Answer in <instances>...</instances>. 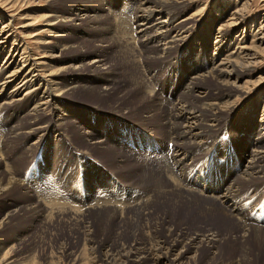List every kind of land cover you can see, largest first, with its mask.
<instances>
[{"label":"bare ground","instance_id":"6f19581e","mask_svg":"<svg viewBox=\"0 0 264 264\" xmlns=\"http://www.w3.org/2000/svg\"><path fill=\"white\" fill-rule=\"evenodd\" d=\"M47 1L51 2L53 0ZM94 1L96 2V13L101 14L97 18L108 21V24L103 27L104 35L114 46L117 45L118 49L120 48L132 54L136 52L142 60L151 59L154 63H159L164 67L168 63L171 66L180 64L187 70L189 79L183 85L182 90L175 89L174 80L171 77L172 72L169 74V86L166 89V96L156 94V87L159 86L158 83H161V80L159 79L160 72L155 69L154 65L148 66L147 71L139 78L136 88L139 96L138 100L141 103L151 102L150 109L153 108L164 113L161 125L165 126L161 129L164 130L166 140L170 145L164 158L166 170L163 168L165 172L173 178L180 171H186L187 179L190 180L185 184L184 176H180L176 181L169 184L170 181L167 183L162 178L166 176L161 173V166L152 171L148 169L149 161L145 160L147 157L144 160L142 159L143 161L140 158L146 152L142 151L143 145L137 139L136 142H132L135 146L130 145L137 152L134 149L128 150V147L125 148L124 140L117 134L120 131L119 128L124 125L116 126L110 120L107 125L109 131L107 138L93 132H89L87 136L84 135L81 138L85 148L80 149H83L89 156L85 155V157L78 158L75 166L79 165V173L84 172L87 174V159L90 158L91 150L110 152L113 157H120V160H116L115 163L126 171L131 170L132 177L137 180L136 184L143 186V188L130 186L123 183L122 180L120 182L124 184L125 189L118 187L117 183L109 184L106 181L111 176L105 172L103 174L93 166L91 168L93 177L98 178V181L105 184L102 185L103 187L99 186L103 191L97 188L100 193L120 194V197L117 198L120 201H114L111 198L114 197L113 195H109L111 197L101 195V197L92 200L89 198V200L78 201L73 193H68L66 197H58L56 190H48L46 191V198L44 197L41 203L38 202L41 200L39 197L37 203L35 205L31 203L28 208L32 212L31 214H35L33 215L34 219L39 215L38 222L51 223L53 219L51 215L57 214L54 216L61 219L68 212L71 215L66 216V218H69V220L67 219L68 222L71 221L72 224H77L82 221L83 216H87L86 214L89 213V211H86V206L99 207L98 210H94L95 208L92 210L96 212L95 217L100 216V212L107 213V210L111 212L109 215L113 216L119 213L117 211L121 209L119 206L115 207L116 205H121L123 208L124 205L128 207L133 202H138L140 209L132 212L140 216V212L148 210L152 203L162 202L169 205L172 211L180 206L176 212L183 211L184 208V211L195 210L202 216H210V218H213L215 213L217 215L221 214V220L225 226L224 230L227 234H235L241 247L249 244V241L252 240H250L251 236H253L254 241L264 240V229L259 228L258 225L260 222L264 224V212H261L263 214L261 215L259 209L262 204L261 210L264 211V99L259 118L251 122L252 127L259 123V131L254 129L253 132L251 131L252 136H254L252 141L245 139L246 145L251 144L253 146L252 150H245V147L242 146L245 138L244 133H241V138H239V133H235L228 127L223 129L229 132L224 134L232 139L234 148L238 153L239 162L236 161L232 153L228 154V151L232 148H225L226 150H222L223 152L221 151L220 154L215 148L210 151L212 156L209 162L212 165L204 161V157L208 155L209 150L202 151L204 146L210 142L209 137L215 139L222 132L221 122H225L227 114L230 113V108L233 106L232 102L236 97V94H226L225 91L215 93L209 97L202 83L211 79L224 85L233 77L241 78L251 74L254 64L263 63L264 21L241 28L248 10V0H235L227 18L213 32L210 31L208 34L211 37L214 36L215 40L212 43V53L206 56L208 67L204 68L203 64L195 66L193 62V54L197 51L196 49L203 47L201 43H196L194 47L192 45L193 51L189 55L183 53L188 39L194 35V30H191V23L195 19L199 8L191 15L178 19L183 12L191 6L197 5V1L200 0H139L138 5L135 8L133 7L132 15L127 17V21H123L124 29L120 28L121 24H116L110 20L106 8L102 6L104 2ZM2 2L1 7L7 6L6 3H10L9 0ZM222 13L220 11L218 15H222ZM39 17H42L44 22V30L41 32L46 33L48 36L37 41L43 48L42 55H35L30 48L22 47L20 38L24 36L23 31L20 30L15 33L10 28V22L3 25V27L1 26L0 29V57L3 56L0 63V113L7 111V109H16L17 112L11 111L12 114H18L19 112L24 114L20 115L23 122L17 118L10 121L12 119H9L12 116L11 113L6 119L8 132L5 133L4 148L2 147V149H7L19 136H23L26 142L34 139L30 145L26 146L24 151L32 153L42 144L43 140H46L44 136L47 135L52 137V145L56 146L55 149L62 148V145L59 144L63 143L66 135L69 134L60 132L59 128L62 126L63 118L59 114L55 115V113L61 111L58 106L62 103L63 98L70 96L73 90L80 88L79 84L90 82L82 74L86 67L89 71L104 72V76L98 79L99 82L104 84L102 91H98V96H107L110 91L109 79L106 76L108 72L104 67L100 54L87 65L78 62V59H75V63H71L72 61L58 59L59 56L54 55L60 47V44H56L55 40L65 38L67 35L66 31L62 32L61 29L68 30L72 26L81 27L89 19L88 13L77 8L59 16L51 12L46 15L41 12ZM33 25V23H25L23 27L27 29ZM58 30H60V33L55 34L53 32ZM247 32L250 33L251 37L249 43L244 41V34ZM232 33L234 36H232ZM18 35L20 37H17ZM136 43L140 47L139 50L134 48ZM187 45L190 46V43L188 42ZM232 46L234 47L232 48ZM54 64H59L58 68H54ZM183 68L179 70V74L180 77L185 79L186 75L182 73ZM263 84L264 77L253 85L252 91L258 92ZM154 98L160 102L155 101ZM91 116H89V119H91ZM226 123L230 126L228 120ZM73 125L76 126L77 124L74 122ZM111 130H114V132L111 133ZM146 130L149 131V129ZM124 131L127 132L128 130ZM131 137L134 138L132 133ZM119 140L123 144L122 146H117L116 141L119 142ZM225 145L230 147L228 141H225ZM152 148L151 145L145 147L149 152ZM217 149L222 148L217 146ZM121 150H125L123 154H121ZM131 157L135 158L132 160L133 163L130 161ZM66 160V155H64L63 161L59 164L60 167L59 165L55 167L60 178L62 176L59 170L67 166L64 165V163H67ZM53 162L57 164V160H53ZM46 163L48 165L49 162ZM103 166L108 168L105 164ZM237 166L238 169L240 166L242 167L239 174H237ZM8 168L10 167L8 166ZM7 169L4 170L5 173L0 169V195L21 186L15 177L17 166L13 165L10 168L11 170ZM189 169L192 170L188 173ZM110 171L112 172V170ZM233 173L236 176L234 178ZM86 177L89 180V175H86ZM108 186L113 188L114 191L107 189L110 188ZM245 186L246 188H244ZM133 187L138 188V190ZM247 188H249L247 190L248 194L247 197H244L243 192H246ZM33 192L35 193V191ZM24 194L26 195V193ZM199 195L205 198L201 199ZM91 196L93 197V195ZM253 203L259 206L255 207V212L252 211V217L250 215L252 220H248L244 211H248V206ZM134 206L135 203L131 207ZM68 209L71 211H66ZM120 214L122 213L120 212ZM136 215L134 217H137ZM253 215L257 216L253 217ZM232 219L234 222H232ZM257 219L260 221H257ZM250 234L252 235L250 236ZM200 238L202 239L193 238L189 243H184L181 246H178L181 242L174 243L171 241L170 244L165 245L161 241L151 246L146 243L129 247L122 246L116 249L115 252L107 249L102 251L101 261H103V264H190L194 263V255L201 248L203 242L209 244L212 248H218V243H220L210 232ZM6 264H13V261L9 260Z\"/></svg>","mask_w":264,"mask_h":264},{"label":"rangeland","instance_id":"374dc122","mask_svg":"<svg viewBox=\"0 0 264 264\" xmlns=\"http://www.w3.org/2000/svg\"><path fill=\"white\" fill-rule=\"evenodd\" d=\"M2 1L6 0H0V4L3 3ZM234 1L200 0L197 1V5L191 6V8L178 17V19H182L191 15L199 8L195 19L191 23V30H194V35L187 41V43H190V46L186 43L183 50V53L189 55L196 43L203 45V47L196 49L197 51L193 54L195 66L203 64L204 68L208 67L206 56L212 53V43L215 40L214 36L211 37L208 34L210 31L213 32L227 18ZM9 2L5 4L7 6L1 7L2 5H0V29L3 25L10 22V28L15 33L22 30V34L24 35L20 38L22 47L26 46L30 48L35 55L43 54V48H41V45L37 41L48 37L46 33L41 32L44 30V22L42 21V17H39V13L41 14L42 12L46 15L51 12L59 16L64 15L72 9L79 8L82 11L85 10L88 13L89 19L81 27L72 26L68 30L61 29L62 32L66 31L67 35L65 38L55 40V43L60 44V47L54 55H58V59L72 61L71 63H75V59H78V62L87 65L100 54L104 67L108 72L106 76L109 79L110 91L107 96L99 97L98 91H102L104 84L99 82L98 79L104 76V72L98 70L89 71L87 67L84 69L82 74L90 82L79 84L80 88L73 90L70 96L63 98L62 103L58 106L61 111L55 113V115L59 114L63 118L62 126L59 128L60 132L62 134H69L68 136L66 135L64 144H59L62 145V148L58 147V149H55L56 146L52 145V137L48 135L44 136L45 138L43 137L46 140H43L42 144L32 151V153L24 151L26 146L30 145L34 139L26 142L23 136H19L7 149H2V147L4 148V138L8 132L6 119L10 113L12 114L11 111L17 112V110L7 109V111L0 113V137L2 138H0V151H2L0 152V169L5 173L4 170L8 166L12 168L13 165H16L17 173L15 177L21 185L3 193L4 196L0 195V264H6L9 260H12L13 264H103V261H101L102 251L107 249L115 252L116 249L122 246L129 247L131 245H143L144 243L151 246L161 241L165 245L170 244L171 241L174 243L181 242L178 245L181 246L184 243H189L193 238L202 239L200 237L209 232L220 242L218 243V248H212L209 244L203 242L201 248L194 255V263L190 264H264L263 239L254 241L253 236H251L252 234H250V240H252L249 241L248 245L244 246L245 248L241 247L240 242L236 239V235L227 234L224 230L225 226L221 220V214L217 215L215 213L213 218H210V216L204 217L195 210H185V212L183 207L182 210L184 212L178 211V213L176 211L180 206H177L172 211L169 205L162 202L152 203L148 210L140 212V216L132 212L140 209L139 203L133 202V204L135 203L134 207H131L132 203L128 207L124 205L123 208L121 205H116L115 207L119 206L121 209L117 211L119 213L113 216L109 215L111 212L107 210V213L100 212L101 215L95 217L96 212L92 211L95 207L93 205L90 206L91 208L86 206V211H89V213L86 214L87 216H83L82 221L77 224H72L71 221L68 222L69 218H66V216L71 215L66 211H71L69 209L65 211L66 216H62L61 219L54 216L57 214L51 215L53 217L51 223L38 222L39 215L34 219L33 215L35 214H31L32 212L28 208L31 203L35 205L39 199L41 200L38 202L41 203L42 199L46 198L45 195L48 190H56L55 192L58 197H66L68 193H73L78 201L89 200V198L92 200L99 196L101 197V195L106 197L113 195L110 192H107V194L100 193L99 190L102 189L99 186L103 187L102 185L105 184L98 181V178L93 177L91 172L93 166L98 168L100 172H105L111 176L106 181L109 184L117 183L118 187L125 189L126 187L122 184L123 182L130 186H138L139 189L143 188V186L136 184L137 180L132 177L131 170L126 171L115 163L116 160H120V157L115 158L110 152L91 150L90 158L87 159V174L84 172L79 173V165L75 166L78 158L88 155L83 149H80L85 148V144L81 138L84 135L87 136L89 132L103 135L104 138H107L109 134L107 125L110 120L116 126L124 125L119 128L120 131L117 134L124 140L123 144H126L125 148L128 147V150L134 149L136 151L130 145L135 146L132 142H136L137 139L143 145L142 151L146 152L140 158L144 160L147 157L145 160L149 161L148 169L152 171L161 166V173L167 177L162 178L167 183L170 181L169 184L176 181L180 176H184L185 184L188 183L190 179H187L186 171H180L173 178L165 172L164 158L170 145L166 140L164 130L161 129V127L165 126L161 125L164 113L160 110L150 109V106H152L151 102L145 101L141 103L138 100L139 96L136 84L139 78L147 71L148 66L154 65L155 69L160 72L159 79L161 80V83H158L159 86L156 87V94L166 96V89L169 86L168 77L171 72L174 87L177 90H182L183 85L189 79V75L187 70L180 64L171 66L168 63L164 67L159 65V63H154L151 59L142 60V58L137 56L136 52H133L134 55L120 48L118 49L117 45L114 46L104 35L103 27L108 24V21L97 18L101 14L99 12L96 13V2L94 0H53L51 2L47 0H9ZM97 2H104L105 4L103 3L102 6L106 8L110 20L116 24H121L120 28L124 29L123 21H127V17L132 15L139 0H97ZM220 11L223 12L222 15H218ZM259 21H264V0H248V10L241 28L243 26L248 27L253 23L257 24ZM25 23H33L34 25L26 29L23 27ZM53 32L57 34L60 33V30ZM232 36H234L233 33ZM244 36V41L249 43L251 39L250 33L247 32ZM17 37L20 36L18 35ZM134 48L139 50L140 47L136 43ZM60 50L61 52H59ZM2 59L3 56L0 57V63ZM53 66L54 68H58L59 64H54ZM181 68H183L182 73L186 75L185 79L184 77H180L179 70ZM177 76L178 81L176 82ZM263 77L264 62H258L254 64L251 74L241 78L233 77L224 85L211 79L202 83L209 97L215 93L224 91L226 94H236L235 100L232 102L233 106L230 108V113L227 114L225 122H221L222 132L215 139L209 137L210 142L208 141L209 143L202 149V151L209 150L208 155L204 157L205 160L203 158L207 164L212 165L209 162L212 156L210 151H213L214 148L219 154L222 150L225 151L232 148L228 151V154L232 153L236 161H240L232 139L224 134L229 133L223 130L224 127H228L232 131H235V133H239V138H241V133H244L245 138L243 139L242 146L245 147V150H252L253 146L251 144L246 145L245 139L252 141L254 136H252L251 131L253 132V129L259 131V123L252 127L251 122L259 118L264 99V84L258 92H253L252 87ZM154 99L157 102L159 101L156 98ZM20 115L24 114L22 112L18 114L13 113L9 119L12 118L10 120L12 121L17 118L23 122ZM90 115H92L91 119H89ZM227 120L230 126L226 123ZM74 122L77 124L76 126L73 125ZM246 127L248 128L246 129ZM146 129H149L150 132ZM112 132L114 130H111ZM131 133L136 140L131 137ZM225 141H228L230 147L225 145ZM116 144L117 146L123 145L120 140L119 142L116 141ZM149 145L153 146L150 152L145 149ZM217 146L222 149L218 150ZM124 151L121 150V154ZM64 155H66L67 159V163H64V165L67 166L59 170L62 176L60 178L55 167L63 161ZM134 159V157H131L130 161L132 162ZM53 160H57V164ZM236 161L235 163H237ZM46 162H49L48 165ZM103 164L112 170V172L103 166ZM66 170L68 171L65 172ZM191 170L189 169L188 173ZM241 170L242 167L240 166L238 169L237 166V174ZM86 175H89V180H87ZM234 177L236 176L233 173ZM133 188L138 190L136 187ZM107 189L112 192L114 191L111 187ZM248 189H246V192H243L244 197H247ZM113 196L109 197L116 201L120 197V194ZM200 198L204 199L205 197L202 196ZM258 206L253 203L248 206V211L243 210L247 214L246 218L248 220H252L250 215L252 217L253 212L256 211L255 207ZM115 207L112 208L114 209ZM261 207L262 204L259 209L260 214L263 215L264 211L261 210ZM98 209L99 207L94 210ZM135 215L137 217H134ZM256 216L253 215V217ZM257 221L260 220L257 219ZM253 224L255 225V223ZM258 225L259 228L264 229V224L260 222ZM3 261L5 262L3 263Z\"/></svg>","mask_w":264,"mask_h":264}]
</instances>
